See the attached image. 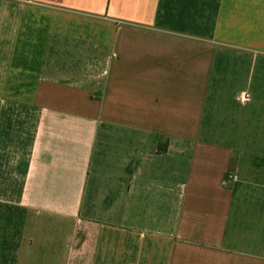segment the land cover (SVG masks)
Segmentation results:
<instances>
[{
	"label": "crops",
	"instance_id": "0c3cea01",
	"mask_svg": "<svg viewBox=\"0 0 264 264\" xmlns=\"http://www.w3.org/2000/svg\"><path fill=\"white\" fill-rule=\"evenodd\" d=\"M0 264H264V0H0Z\"/></svg>",
	"mask_w": 264,
	"mask_h": 264
}]
</instances>
